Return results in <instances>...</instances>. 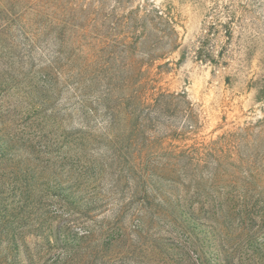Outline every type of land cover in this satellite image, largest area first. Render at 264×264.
Masks as SVG:
<instances>
[{
    "label": "rangeland",
    "instance_id": "rangeland-1",
    "mask_svg": "<svg viewBox=\"0 0 264 264\" xmlns=\"http://www.w3.org/2000/svg\"><path fill=\"white\" fill-rule=\"evenodd\" d=\"M0 264H264V0H0Z\"/></svg>",
    "mask_w": 264,
    "mask_h": 264
},
{
    "label": "trees",
    "instance_id": "trees-1",
    "mask_svg": "<svg viewBox=\"0 0 264 264\" xmlns=\"http://www.w3.org/2000/svg\"><path fill=\"white\" fill-rule=\"evenodd\" d=\"M230 16V21L223 25V29L225 31V35L230 38L231 37V22L233 21V16L231 17ZM214 28V25H209L207 26L206 28V32L205 34H202L199 38H198V46H197V49H196V53H197V57L200 59V60H205L206 58L210 59V60H215L214 59V56H213V51L215 49L214 47V44H211V38L209 37L211 31L213 30ZM216 32V31H215ZM214 32V33H215ZM226 45H224L222 47V51L221 53H219L218 55L220 56L221 54H223V50L226 49Z\"/></svg>",
    "mask_w": 264,
    "mask_h": 264
}]
</instances>
